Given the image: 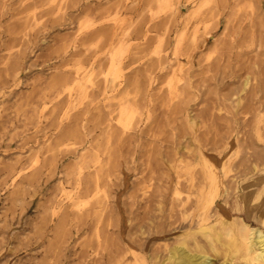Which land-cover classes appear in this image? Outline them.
Instances as JSON below:
<instances>
[{
    "label": "rangeland",
    "instance_id": "374dc122",
    "mask_svg": "<svg viewBox=\"0 0 264 264\" xmlns=\"http://www.w3.org/2000/svg\"><path fill=\"white\" fill-rule=\"evenodd\" d=\"M239 217L264 231V0H0V264H168Z\"/></svg>",
    "mask_w": 264,
    "mask_h": 264
},
{
    "label": "bare ground",
    "instance_id": "6f19581e",
    "mask_svg": "<svg viewBox=\"0 0 264 264\" xmlns=\"http://www.w3.org/2000/svg\"><path fill=\"white\" fill-rule=\"evenodd\" d=\"M85 36L87 35L85 34ZM239 218L238 221L223 219L220 225V228L222 227V230H220L222 238H219L217 231L214 233L207 228H200L206 243L199 242L194 238L191 239V242L180 238L179 243L172 245L168 249L165 260L168 264H212L211 257L207 253L210 250L215 251L217 249L216 245H222L226 249L225 254L227 255L239 253V261L236 264H264V231L258 226H252L241 217ZM222 246L220 247L222 248ZM208 248L210 249L207 252ZM158 264H163V261Z\"/></svg>",
    "mask_w": 264,
    "mask_h": 264
}]
</instances>
